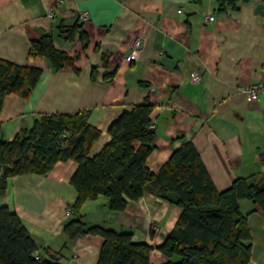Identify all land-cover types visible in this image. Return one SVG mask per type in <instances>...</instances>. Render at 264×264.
<instances>
[{"label": "crops", "instance_id": "1", "mask_svg": "<svg viewBox=\"0 0 264 264\" xmlns=\"http://www.w3.org/2000/svg\"><path fill=\"white\" fill-rule=\"evenodd\" d=\"M264 0H0V59L42 69L27 97L8 94L2 103L3 138L11 141L41 115L87 111V122L100 131L89 155L110 141L109 124L122 112L148 100L154 106V149L146 165L157 172L174 150L191 142L218 191L234 180L246 185L264 180V96L251 102L240 90L264 79ZM52 12V16H50ZM87 12V19L79 18ZM212 20H205V16ZM77 21L86 33L64 41L58 27ZM51 35L56 49L72 58L74 68L54 71L44 57H29L32 41ZM141 37L135 58L132 42ZM192 73L201 75L191 82ZM77 168L58 160L45 174L7 178L0 204L20 219L42 258L60 264H96L103 238L73 239L63 226L79 215L87 225L133 233L154 248L151 264L166 259L156 249L174 227L180 208L144 192L123 212L112 211L103 195L71 206L70 183ZM264 189V188H263ZM259 189L258 190H263ZM251 236L247 264H264V208L238 201Z\"/></svg>", "mask_w": 264, "mask_h": 264}, {"label": "trees", "instance_id": "2", "mask_svg": "<svg viewBox=\"0 0 264 264\" xmlns=\"http://www.w3.org/2000/svg\"><path fill=\"white\" fill-rule=\"evenodd\" d=\"M219 1L222 5L225 0ZM81 26L77 21L60 25L59 37L70 41L77 35L85 47L88 38ZM28 56L46 58L54 71L74 68L72 58L55 48L51 35L32 41ZM41 74L40 68L0 59V111L8 94L27 97ZM153 108L146 99L122 112L109 124L110 141L93 156L89 152L100 131L87 122V111L41 115L11 141L4 140L0 125V197L8 177L45 174L58 160L72 159L77 163L70 179L77 193L71 206L75 212L98 195L106 197L110 210L123 212L148 191L181 210L156 247L166 259L163 264H247L251 236L238 201L247 198L264 208V189L236 179L228 189L218 191L189 141L152 172L146 158L154 149L155 130L149 129ZM63 232L71 239L85 234L102 237L96 264H151L149 253L154 247L136 241L132 232L87 226L79 215L63 226ZM36 251L19 217L0 204V264H60L55 256L42 258Z\"/></svg>", "mask_w": 264, "mask_h": 264}, {"label": "built area", "instance_id": "3", "mask_svg": "<svg viewBox=\"0 0 264 264\" xmlns=\"http://www.w3.org/2000/svg\"><path fill=\"white\" fill-rule=\"evenodd\" d=\"M50 16H52V12H50ZM88 17L87 12H81L79 15V18L82 20H86ZM213 17L206 15L205 20H212ZM141 45V37H135L133 42H132V47H131V52L128 55V60H131L135 58L137 51ZM191 82L197 83L201 80V75L198 73H192L190 76ZM240 90L245 94V96L248 98L249 101L251 102H259L264 96V79L261 81H258L256 83L243 86L240 88ZM149 129H155V125L153 122L149 125ZM36 258H39L38 255L35 256Z\"/></svg>", "mask_w": 264, "mask_h": 264}, {"label": "water", "instance_id": "4", "mask_svg": "<svg viewBox=\"0 0 264 264\" xmlns=\"http://www.w3.org/2000/svg\"><path fill=\"white\" fill-rule=\"evenodd\" d=\"M263 8H264V5L259 3L256 5L255 7V13H260V14H263ZM259 189H263L264 188V180H262L261 178L258 179L255 183Z\"/></svg>", "mask_w": 264, "mask_h": 264}]
</instances>
